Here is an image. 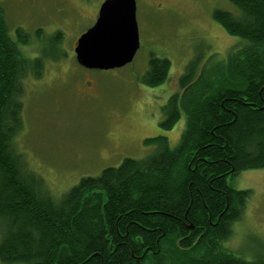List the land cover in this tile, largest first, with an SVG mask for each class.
Here are the masks:
<instances>
[{
	"label": "trees",
	"instance_id": "16d2710c",
	"mask_svg": "<svg viewBox=\"0 0 264 264\" xmlns=\"http://www.w3.org/2000/svg\"><path fill=\"white\" fill-rule=\"evenodd\" d=\"M228 1L236 11L215 10L213 18L240 41L224 60H192L162 109L163 131L186 114L179 144L155 138V154L83 177L57 200L14 139L26 80L43 78L61 34L45 39L41 55L26 56L21 46L30 35L21 27L12 33L0 0L2 264H264V257L246 261L223 246L252 193L230 180L264 170V0ZM36 36L43 41L41 29ZM170 71L169 59L151 56L142 80L157 87Z\"/></svg>",
	"mask_w": 264,
	"mask_h": 264
},
{
	"label": "rangeland",
	"instance_id": "374dc122",
	"mask_svg": "<svg viewBox=\"0 0 264 264\" xmlns=\"http://www.w3.org/2000/svg\"><path fill=\"white\" fill-rule=\"evenodd\" d=\"M104 1L4 0L12 33L21 27L30 35V45L21 46L26 56L41 55L45 39L61 34L58 56L46 60L43 78L26 80L23 125L14 139L28 168L44 178L57 200L83 177L99 176L126 158L155 154V138L166 137L175 148L186 114L163 131L162 109L180 90L187 65L198 57L202 64L212 56L224 60L240 41L213 18L215 10L236 11L228 0H136L140 48L134 60L119 69H85L77 63L75 46ZM39 29L43 41L36 36ZM151 56L171 61L168 80L157 87L142 80ZM230 183L252 193L224 249L246 261L264 257V170L244 171Z\"/></svg>",
	"mask_w": 264,
	"mask_h": 264
},
{
	"label": "water",
	"instance_id": "95a60500",
	"mask_svg": "<svg viewBox=\"0 0 264 264\" xmlns=\"http://www.w3.org/2000/svg\"><path fill=\"white\" fill-rule=\"evenodd\" d=\"M140 48L136 0H106L95 24L75 47L76 60L89 70H113L130 64Z\"/></svg>",
	"mask_w": 264,
	"mask_h": 264
}]
</instances>
